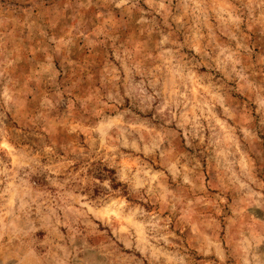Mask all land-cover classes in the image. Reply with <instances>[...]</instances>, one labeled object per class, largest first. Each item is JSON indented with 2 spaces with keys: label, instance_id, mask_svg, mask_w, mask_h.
<instances>
[{
  "label": "rangeland",
  "instance_id": "374dc122",
  "mask_svg": "<svg viewBox=\"0 0 264 264\" xmlns=\"http://www.w3.org/2000/svg\"><path fill=\"white\" fill-rule=\"evenodd\" d=\"M0 264H264V0H0Z\"/></svg>",
  "mask_w": 264,
  "mask_h": 264
}]
</instances>
